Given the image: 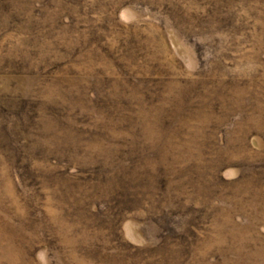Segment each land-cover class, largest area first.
I'll return each mask as SVG.
<instances>
[{
  "label": "rangeland",
  "instance_id": "1",
  "mask_svg": "<svg viewBox=\"0 0 264 264\" xmlns=\"http://www.w3.org/2000/svg\"><path fill=\"white\" fill-rule=\"evenodd\" d=\"M0 264H264V0H0Z\"/></svg>",
  "mask_w": 264,
  "mask_h": 264
}]
</instances>
